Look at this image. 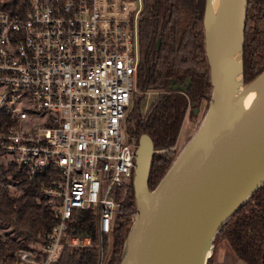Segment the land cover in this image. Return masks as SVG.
<instances>
[{
    "label": "built area",
    "instance_id": "2783aa9c",
    "mask_svg": "<svg viewBox=\"0 0 264 264\" xmlns=\"http://www.w3.org/2000/svg\"><path fill=\"white\" fill-rule=\"evenodd\" d=\"M27 1L23 14L0 4V109L14 115L1 146L29 178L55 171L41 190L57 199L58 219L43 241L18 247L13 264H52L67 245H92L91 234L68 231L74 207H98L105 264L118 190L136 168L127 115L140 91L144 0ZM22 90L47 112L30 133L19 126Z\"/></svg>",
    "mask_w": 264,
    "mask_h": 264
},
{
    "label": "trees",
    "instance_id": "16d2710c",
    "mask_svg": "<svg viewBox=\"0 0 264 264\" xmlns=\"http://www.w3.org/2000/svg\"><path fill=\"white\" fill-rule=\"evenodd\" d=\"M207 0H144L140 19L141 60L138 87L157 90L146 112L138 93L127 115L131 136L151 135L155 151L148 184L154 188L175 160L177 142L190 101L210 98L212 83L205 49L204 15ZM5 9L25 13L27 0H0ZM160 45L157 47V39ZM264 70V0H248L243 45V78L246 83ZM185 89L172 88L187 84ZM14 123V115L0 109V135ZM4 153L0 138V155ZM55 171L37 170L27 177L15 159H0V264H13L18 247L43 241L57 221V199L41 188ZM12 183L11 186L9 184ZM119 209L111 238L104 242L105 264H121L127 237L136 212L133 180L118 190ZM43 192V193H42ZM98 207H74L69 232L89 233L93 244L65 246L52 264H100ZM13 233L1 231L2 222ZM227 240L238 259L264 264V182L226 220L213 240L207 264L222 241Z\"/></svg>",
    "mask_w": 264,
    "mask_h": 264
},
{
    "label": "water",
    "instance_id": "95a60500",
    "mask_svg": "<svg viewBox=\"0 0 264 264\" xmlns=\"http://www.w3.org/2000/svg\"><path fill=\"white\" fill-rule=\"evenodd\" d=\"M248 0H225L214 27L206 1L204 35L212 93L210 106L190 144L201 131L195 148L175 158L154 188L148 184L155 151L151 135L141 132L136 147L133 183L136 212L121 264H207L213 240L230 215L264 182V100L246 116L224 77L212 48L226 50L229 19L244 8L243 45ZM160 37L157 39V47ZM236 56L232 52L229 59ZM187 84H175L185 89ZM194 103V102H193ZM198 107L194 110L197 111ZM187 144V145H188Z\"/></svg>",
    "mask_w": 264,
    "mask_h": 264
},
{
    "label": "bare ground",
    "instance_id": "6f19581e",
    "mask_svg": "<svg viewBox=\"0 0 264 264\" xmlns=\"http://www.w3.org/2000/svg\"><path fill=\"white\" fill-rule=\"evenodd\" d=\"M225 0H207L208 16L212 18L214 27L218 23V13L224 5ZM244 8L231 13L229 19L228 37L226 39V50L222 51L217 48H212L218 55L225 52L226 58L220 59V65L224 77L230 84L233 90V98L238 101L241 116H246L254 108H256L264 100V72L258 75L252 83L243 85L241 82V45H242V26L244 21ZM232 52L233 59H229V54ZM202 136L200 131L195 139L185 146L183 155L196 147L199 138Z\"/></svg>",
    "mask_w": 264,
    "mask_h": 264
},
{
    "label": "rangeland",
    "instance_id": "374dc122",
    "mask_svg": "<svg viewBox=\"0 0 264 264\" xmlns=\"http://www.w3.org/2000/svg\"><path fill=\"white\" fill-rule=\"evenodd\" d=\"M138 93H141V94L143 93L140 99V108L142 112H146L150 104L152 103V101L155 99L157 95V90L150 89V90L143 92L140 89ZM135 98H134V101H135ZM19 99L22 101V106L27 113L24 120L21 119L19 121V126L22 131L30 133L34 130L35 124L42 123L44 121V118H46L47 112L39 111L32 105L30 101V92L28 90L20 91ZM210 101H211V98H202V99H199L198 101L194 100V101L189 102L187 112L185 114V118H184L182 127L180 129V133L177 138V142L173 147L174 152H175V157L179 155V153L189 143L193 135L198 130L210 106ZM195 107H198L197 111L194 110ZM15 154H16V151L5 150L4 153L0 155V159L6 162L8 160L14 159ZM1 231L12 234L13 233L12 225L6 221L2 222ZM211 253H212V250H211ZM213 259H214L215 264H244V263L239 262L237 256L235 255L234 251L232 250L227 240L222 241L216 254H214L213 256Z\"/></svg>",
    "mask_w": 264,
    "mask_h": 264
},
{
    "label": "crops",
    "instance_id": "0c3cea01",
    "mask_svg": "<svg viewBox=\"0 0 264 264\" xmlns=\"http://www.w3.org/2000/svg\"><path fill=\"white\" fill-rule=\"evenodd\" d=\"M238 260H239L240 263L247 264V263H245L244 261H242L241 259H238Z\"/></svg>",
    "mask_w": 264,
    "mask_h": 264
}]
</instances>
